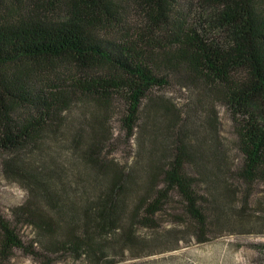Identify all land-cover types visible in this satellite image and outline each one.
Here are the masks:
<instances>
[{
	"label": "trees",
	"instance_id": "trees-1",
	"mask_svg": "<svg viewBox=\"0 0 264 264\" xmlns=\"http://www.w3.org/2000/svg\"><path fill=\"white\" fill-rule=\"evenodd\" d=\"M172 87L183 103L158 96ZM116 101L139 134L125 164L109 153ZM217 104L237 125L234 170ZM0 151L26 194L0 217V263L20 250L113 264L117 248L149 249L137 227L166 242L157 219L174 197L208 242L212 191L264 185V0H0Z\"/></svg>",
	"mask_w": 264,
	"mask_h": 264
},
{
	"label": "rangeland",
	"instance_id": "rangeland-1",
	"mask_svg": "<svg viewBox=\"0 0 264 264\" xmlns=\"http://www.w3.org/2000/svg\"><path fill=\"white\" fill-rule=\"evenodd\" d=\"M127 15L132 24H136L139 18L132 8ZM194 15L192 21H195ZM192 25L194 22L191 23ZM209 40H216L219 34L216 30L208 32ZM162 99H169L177 104L183 103L188 94L172 87L157 93ZM219 140L222 144L232 169L240 162L237 150V125L235 120L225 107L217 104ZM123 108L115 102L113 112L108 124L111 137L109 147L110 156L119 163L125 164L135 153L136 139H128L122 125ZM140 139V138H138ZM0 151V217L10 218V210L22 204L26 198L25 191L16 183L8 181L2 174ZM231 194L212 191L211 199L207 208L210 212V235L208 242L197 243L196 236L191 233L192 229L185 225V217L182 215L179 201L172 198L157 223L163 232L169 233L165 243H149L154 232L145 228L137 227L136 235L142 243L149 244V249L129 248L123 255L120 249L112 252L117 257L113 264H264V185L255 184L247 187L241 182L230 180ZM234 203L231 205L228 203ZM231 209V210H230ZM232 212V214H231ZM223 214V215H222ZM220 216H228L230 224L218 226L215 221ZM159 230V232L162 233ZM20 237L27 241L30 231L22 228ZM178 242V243H177ZM149 251L153 253H148ZM155 251V252H154ZM120 256H119V255ZM48 261H35L32 257L16 250L8 262L0 264H47ZM50 264H87L84 260H76L69 257L52 259Z\"/></svg>",
	"mask_w": 264,
	"mask_h": 264
}]
</instances>
